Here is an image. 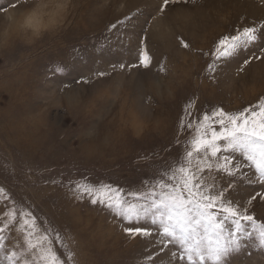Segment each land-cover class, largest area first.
I'll list each match as a JSON object with an SVG mask.
<instances>
[{
	"label": "rangeland",
	"instance_id": "rangeland-1",
	"mask_svg": "<svg viewBox=\"0 0 264 264\" xmlns=\"http://www.w3.org/2000/svg\"><path fill=\"white\" fill-rule=\"evenodd\" d=\"M161 3L0 0V188L10 197L0 198V216L30 209L39 228L65 238L67 247L54 245L62 259L71 251L80 264H148L147 241L125 237L111 209L74 200L69 185L87 180L135 191L183 155L188 137L179 123L189 100L197 113L236 112L264 96V59L236 71L244 58L262 55L257 47L222 66L218 86L207 79L210 61L201 55L241 17L248 25L264 22V0H189L163 14ZM126 16L133 19L118 23ZM144 29L152 63L130 68L139 64ZM245 171L248 178L234 182L241 202L264 194L254 171ZM249 212L264 223V200ZM18 237L11 234L9 247L22 243ZM231 264H264V248L247 242Z\"/></svg>",
	"mask_w": 264,
	"mask_h": 264
},
{
	"label": "snow or ice",
	"instance_id": "snow-or-ice-1",
	"mask_svg": "<svg viewBox=\"0 0 264 264\" xmlns=\"http://www.w3.org/2000/svg\"><path fill=\"white\" fill-rule=\"evenodd\" d=\"M188 3L189 0H162L158 11L163 14L172 6ZM17 6L12 4L14 8ZM131 19L126 16L118 23ZM240 20L239 26L219 36L209 51L201 53L210 61L206 71L213 85H219L216 74L221 67L242 52L257 47L262 55L244 58L236 70L238 75L253 59H264V46L257 43L264 42V22L248 25L243 17ZM144 32L140 38L139 64L129 65L130 68L147 69L152 63L147 29ZM180 46L195 50L184 39H180ZM124 67L120 65L121 69ZM160 71H165L163 65ZM194 107L189 100L180 117L179 128L188 137L183 155L178 153L174 162L165 163L141 188L125 191L109 184L97 186L87 180L69 185L74 200H87L111 209L113 219L123 226L125 237L147 241L151 249L148 264H156L164 256L169 257L167 264H231L247 242L254 241L264 248V223H258L249 212L252 202L264 200V194L251 195L245 202L233 195L236 178H248L246 168L254 171L256 180L264 184V96L258 104L236 112L214 107L197 113ZM170 150L171 145L165 149ZM0 198L10 199L2 188ZM37 220L24 207L10 208L0 216V250L6 264H68L69 260L80 264L78 253L70 251L67 259L58 255L54 245L67 247L65 238L55 228H39ZM13 233H19L22 243L9 247L6 242Z\"/></svg>",
	"mask_w": 264,
	"mask_h": 264
}]
</instances>
